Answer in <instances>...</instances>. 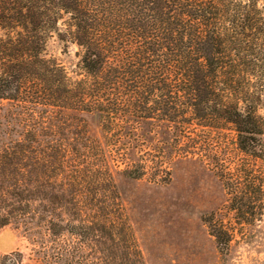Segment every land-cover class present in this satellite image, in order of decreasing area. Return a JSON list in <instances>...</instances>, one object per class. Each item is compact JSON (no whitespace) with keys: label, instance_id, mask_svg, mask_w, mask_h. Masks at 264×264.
<instances>
[{"label":"trees","instance_id":"1","mask_svg":"<svg viewBox=\"0 0 264 264\" xmlns=\"http://www.w3.org/2000/svg\"><path fill=\"white\" fill-rule=\"evenodd\" d=\"M261 1L0 0V230L32 242L0 264H74L70 239L116 233L114 172L164 185L184 158L227 195L201 217L222 254L262 222Z\"/></svg>","mask_w":264,"mask_h":264},{"label":"rangeland","instance_id":"2","mask_svg":"<svg viewBox=\"0 0 264 264\" xmlns=\"http://www.w3.org/2000/svg\"><path fill=\"white\" fill-rule=\"evenodd\" d=\"M50 51L76 76L75 46L66 54L53 41ZM260 115L264 118V102ZM89 131L100 139L97 125L90 123ZM171 167V180L164 185L149 177L126 180L114 172L121 207L114 222L107 220L106 225L116 233L88 238L83 245L70 239L74 264H264V217L250 234L237 233L230 253L222 254L201 220L202 215L225 208L228 198L222 184L196 159H179ZM26 244L32 242L14 225L0 230V254Z\"/></svg>","mask_w":264,"mask_h":264}]
</instances>
